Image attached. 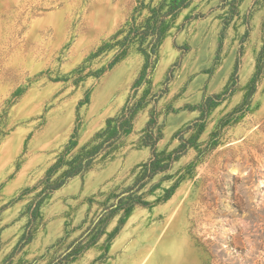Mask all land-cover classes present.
Returning a JSON list of instances; mask_svg holds the SVG:
<instances>
[{"label":"rangeland","instance_id":"374dc122","mask_svg":"<svg viewBox=\"0 0 264 264\" xmlns=\"http://www.w3.org/2000/svg\"><path fill=\"white\" fill-rule=\"evenodd\" d=\"M0 264H264V0H0Z\"/></svg>","mask_w":264,"mask_h":264}]
</instances>
